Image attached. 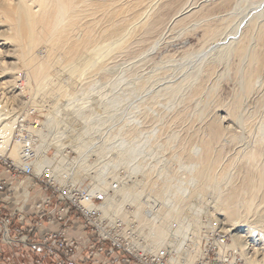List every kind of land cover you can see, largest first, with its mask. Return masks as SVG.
I'll return each mask as SVG.
<instances>
[{
  "label": "rangeland",
  "instance_id": "rangeland-1",
  "mask_svg": "<svg viewBox=\"0 0 264 264\" xmlns=\"http://www.w3.org/2000/svg\"><path fill=\"white\" fill-rule=\"evenodd\" d=\"M108 1L103 0L102 2L108 3ZM238 1L240 0H159L158 4L155 3L156 6H153L154 10L147 11L148 16L151 14L149 17L145 16L148 19L146 18L141 24L135 26L137 27L136 33L134 28L132 32L135 34L131 32L126 40L128 44L125 42L127 45L123 46L122 50L119 49L100 59L94 70H91L86 76L83 75L82 78L80 76L81 79L77 78L75 82L71 81L73 87L70 84L69 89L70 91L71 88L74 89L77 80L78 83L80 82L77 84L81 89L86 88L82 89L84 91L88 90L90 84L94 86L93 83L97 82V85L94 86L95 90L83 91V94L74 100L73 105L66 109L73 111L75 107H82L88 114L97 103L104 101L107 97L106 93L110 92L113 82L119 77L124 76L136 83L135 86H137L140 96L138 100L136 98L134 101L135 105L129 111L120 110L117 112L108 125L115 133L119 130L128 136H132L136 132L153 131L151 145H158L156 148H159V153L156 158H153L152 166L156 165L162 156L170 175L178 177L181 181L187 180L191 174L197 176V187H195L196 185L191 186L192 192L188 193L190 198L187 195L183 197L186 198L183 205L195 203L203 208L199 217L197 216L199 222L194 232L195 235L203 226H207L213 231H224L219 223L221 214L225 218L229 216V220H237V225L245 226H251L255 221L264 217V137H261L259 129L264 120V17L251 15L242 25L238 38L230 41H233V44L229 42L230 45H233L229 58L220 61L214 58L213 53L215 52H211L207 62L205 60L202 66L203 69L193 81H188L185 69L176 70L177 64L189 53L203 48L209 49L225 39L226 29L239 20V16L235 13L236 9H233L236 8ZM91 2L100 3L101 0H91ZM86 4L87 2H84L83 5ZM101 13L96 15L97 17L94 15L95 18L107 14ZM125 15L118 13V17L122 18V21L117 15V19L115 17L116 20H112L113 22L118 20L117 23L120 25L117 27L116 22L114 24L112 22L114 30L116 27L119 31L123 23L125 24ZM91 17L86 21L92 19L94 22V17ZM102 21L105 24V19ZM103 22L99 23L100 25L97 24L96 30L93 29L97 32L99 27L101 29ZM144 23H147L148 26ZM143 25L145 26L143 27ZM98 32L100 33L98 35L101 36L103 30ZM80 39L83 40L84 37L82 36ZM1 62L4 65L3 68L8 66L10 69L7 62L5 63L4 60ZM116 65L118 68L115 67ZM18 73L20 74L19 79L25 78V70ZM63 73L60 72L63 75L58 73L60 80H70L69 75ZM166 81L168 83L163 84ZM34 85V82L31 83V86L34 87ZM164 85L166 86L164 87ZM31 86L26 87L25 97L30 92ZM121 86L124 87V85ZM178 86L182 88V92L174 97L173 108L166 107L172 89ZM79 87L76 85L75 88L80 89ZM81 89L80 91H82ZM145 91L147 95L144 94ZM55 95L47 99L49 103L62 99L59 98L60 94L55 93ZM65 97L67 96L65 95ZM65 97L63 95L61 102L66 101ZM24 100L25 98H23ZM220 110L225 112L228 122L219 116ZM51 115L48 107L42 108L43 120L46 121ZM112 136L108 132L98 134V137L105 140H109ZM89 144L90 140L88 143L78 140L76 146L68 148L75 150L79 157L81 149L83 150L86 146L85 151H88L86 156L90 152ZM196 148H199V152L195 151ZM92 156H94V152L87 156L88 160ZM179 160L188 163L195 162L198 167L196 166L193 172H185L180 168ZM160 165L158 164L155 170L148 169L147 174V171H140L137 174L142 179L140 182L143 188L142 203L139 206L138 202L127 201L120 217L127 219L133 215L137 220L141 211L147 210L150 205L157 202L154 199L161 197L162 189L160 188L165 186V183L164 177L159 175ZM102 169V167H96L91 170ZM119 169L128 170L127 167L122 166L114 169L112 175L108 173L105 175L111 176V181L115 173L119 175ZM144 175L145 178H143ZM214 182H217L216 185ZM114 183L115 181H111L112 186ZM214 185H218V187L216 188ZM129 187L119 186L116 190L112 187L110 190L112 194L115 192L122 194ZM198 192H201V195L197 196ZM151 194L159 196L151 197L149 203L144 201L145 196L150 197ZM193 197L194 199L191 200ZM130 208L133 209L132 212L128 210ZM253 227H251L253 236L259 233L264 234V230H261L264 227ZM229 235L231 236V233ZM187 241L184 246H187L189 242ZM234 242V238L231 236L229 243L232 245ZM236 243L237 245L233 247L240 252L241 264L258 263L259 258L255 252L258 246H255L253 239L250 238L247 242L237 240ZM191 251L194 257L189 264H192L201 253L198 245H195ZM185 254L180 255L179 261L184 260L182 257H185Z\"/></svg>",
  "mask_w": 264,
  "mask_h": 264
},
{
  "label": "bare ground",
  "instance_id": "bare-ground-1",
  "mask_svg": "<svg viewBox=\"0 0 264 264\" xmlns=\"http://www.w3.org/2000/svg\"><path fill=\"white\" fill-rule=\"evenodd\" d=\"M102 1L100 3H92L91 0H0V69H2L0 71V124L12 119L13 122L10 124L12 126L15 122L14 120L18 118V114L24 116L27 106H34L40 111H42V108L48 107L52 115L44 122V127L38 131V135L43 145L51 144L57 149V156L60 160H64L63 153L69 146H76L78 140H82L85 143L90 140L89 147L91 146V148L89 153L91 155L94 152L95 162H89L87 157L90 156L88 155L89 153L85 156L88 152L85 151L86 146L83 150L81 149V156L77 157L76 162L81 167L88 166L85 168L86 170L96 167L103 168L102 170H92L95 172L93 178L98 189L107 192L102 208L104 215L111 218L121 216L124 211V204H127V201L138 202V205H141L143 188L140 182H142V179L137 174L140 171H147V174L148 169L155 170L156 166L161 164L158 168L159 175L164 177L163 181L165 183V186L160 188L162 189V195L154 199L157 202L150 205L147 210L141 211V214L137 216V230L148 240V246L152 250L169 245L180 257L185 250L186 241L192 234H195L194 232L199 222L197 216L203 210L202 207L195 205V203L183 205L184 199L186 200L183 197L187 195L190 198L188 193L189 191L192 192L190 190L191 186L198 183L197 176L191 174L187 180L181 181L178 177L170 175L168 166L162 156L158 159V163L152 166L153 158H156L159 153V148H156L158 145H151L152 136L154 135L153 131L147 133L136 132L134 135L128 136L125 132L119 130L115 133L108 125L117 112L120 110L129 111L135 105L134 101H136V98L138 100L140 96L138 88L135 86L136 83L120 75L121 78L119 77L118 80L113 82L114 84L112 83L113 87L110 92L107 90L109 93H106L107 97L104 101L95 103L96 105L88 113L90 116L82 107H75L73 111L66 110L73 105L76 98L83 94L84 90L82 89H86H81L78 86L80 82L78 83L77 80L78 84L76 83V85L82 91L78 88L77 90L75 88L76 85L70 91L71 81L75 82L80 76L81 78L84 77L83 75L86 76L91 70L95 69L100 59L126 46L128 44L126 40L134 28L136 33L137 27L135 26L141 24L146 18L148 19L151 11L154 10L153 6H156L155 3L158 4L159 0H109L108 3ZM84 2H87L85 6L83 5ZM150 9L153 10L148 12L150 14L148 16L147 11ZM233 9H236L235 13L239 16V20L226 29L227 35L223 41L209 49L203 48L189 53L185 59L177 64L176 70L185 69L189 82L193 81L201 72L202 66L205 60L207 62L211 52H215L213 54L217 60L225 61L229 58L233 49V45H230L229 42L238 38L242 25L251 15L264 17V0H240L237 2L236 8ZM99 12L107 13L108 15L105 14V16L107 15L106 18L105 16H100V20V17H98L99 19L95 18L96 15L100 14ZM118 13L126 14L125 17L123 16L125 24L123 23L119 31L116 27L114 30V26H112L115 22V25H118L117 27L120 26L117 23L118 20L115 21ZM113 14H116L117 17ZM146 15L148 17H145ZM88 16L90 18L93 16L94 22L92 19V22H90L91 20L86 21V19H89ZM118 18L120 19V17ZM95 19L98 20L95 21ZM104 19L106 25L102 21ZM113 19H115V22L112 21ZM120 20L122 21V18ZM121 21L119 22L122 24ZM102 22L104 28L103 24H101V29H99V26L98 29L103 30L105 34L103 35L102 33L100 36L98 35L100 34L99 30L97 29L96 32L95 28L97 24ZM82 36L84 39H80V41L79 38ZM125 42L127 43L126 45ZM232 42L230 43L233 44ZM1 60H4L5 63L7 62L6 64L10 66V69L8 66L3 68L2 66L4 65H2ZM115 67L118 68L117 65ZM21 70L26 71V76L23 79H19L20 74L18 72ZM60 72L67 73L70 80H60ZM185 81L187 82V80ZM33 82L35 83L34 87L31 86ZM96 83L95 81L93 84L97 85ZM165 83L168 82L166 81L163 84ZM121 85H124V87ZM127 85L130 87L127 88ZM28 86H31V90L25 97L24 91H26ZM94 86L90 84L88 90H95ZM181 92L182 88L179 86L172 89V94H169L170 96L165 106L171 108L174 105V97ZM8 93L11 94L9 95ZM55 93L60 94L59 98L62 99L49 103L47 99L52 98ZM146 93L145 91L144 94ZM63 95L64 97L65 95L67 96L64 103L61 102ZM23 98H25L24 101ZM218 113L220 117L226 119L224 111L220 110ZM226 122H228L227 119ZM259 129L263 138L264 120L261 122ZM105 132L113 136L109 140L98 137V134ZM16 149L18 150V145H15V152H17ZM113 150L114 152H112ZM198 150L199 148L195 149V151L199 152ZM122 166L127 167L128 170H126L127 173L123 177H120L118 173L113 175L111 181H115L116 188L114 190L118 189L119 186L130 187L122 194L117 192L112 194L110 188L114 186L111 185V176L105 174L112 175L114 169ZM196 166L195 162L180 161V168L185 172H193ZM143 178H145V175ZM216 183L214 182L215 185ZM215 187L217 188L218 185ZM198 194L201 195V192H198L197 196ZM157 196L152 194L150 197L145 196L144 201L149 203L151 197ZM220 217L219 223H221L220 226L224 230L222 232L226 235L231 233L234 238L235 242L231 246L237 245V240L247 242L250 238L253 239L255 246H258L255 252L259 261L256 264H264V234L259 233L258 235L256 234L257 236H253L251 228L253 226H255L253 228H263L264 217L258 219L257 222L255 221L251 226L237 225V220H229V216L225 218L221 214ZM254 220L256 219L254 218ZM179 257L174 259L176 263L181 262L178 259ZM193 257L194 255L190 250L184 260L189 264L192 262Z\"/></svg>",
  "mask_w": 264,
  "mask_h": 264
},
{
  "label": "built area",
  "instance_id": "built-area-1",
  "mask_svg": "<svg viewBox=\"0 0 264 264\" xmlns=\"http://www.w3.org/2000/svg\"><path fill=\"white\" fill-rule=\"evenodd\" d=\"M17 116L12 126V119L0 124V264H187L176 263L179 254L167 246L152 250L133 215H104L107 192L95 172L77 165L75 150L60 160L42 144V111L27 106ZM230 237L203 226L182 253L198 245L192 264H241Z\"/></svg>",
  "mask_w": 264,
  "mask_h": 264
}]
</instances>
